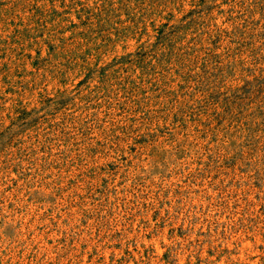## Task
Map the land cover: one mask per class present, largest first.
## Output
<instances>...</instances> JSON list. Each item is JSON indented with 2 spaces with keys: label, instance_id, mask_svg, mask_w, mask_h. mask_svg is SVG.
Returning <instances> with one entry per match:
<instances>
[{
  "label": "rangeland",
  "instance_id": "obj_1",
  "mask_svg": "<svg viewBox=\"0 0 264 264\" xmlns=\"http://www.w3.org/2000/svg\"><path fill=\"white\" fill-rule=\"evenodd\" d=\"M0 264H264V0H0Z\"/></svg>",
  "mask_w": 264,
  "mask_h": 264
}]
</instances>
